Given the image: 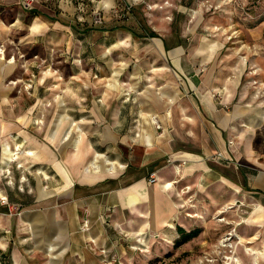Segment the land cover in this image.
<instances>
[{
    "label": "crops",
    "instance_id": "obj_1",
    "mask_svg": "<svg viewBox=\"0 0 264 264\" xmlns=\"http://www.w3.org/2000/svg\"><path fill=\"white\" fill-rule=\"evenodd\" d=\"M151 38L162 43L175 74L170 75V89L159 97L167 112L160 118L163 126L155 118L159 129L152 118L157 109L164 110L148 103L147 95L137 116L148 114L151 120H132L131 111L129 119L121 117L120 105H114L107 118L93 116L90 111L95 108H81L90 115L82 113L61 131L62 116L42 139L28 130L34 122L43 124V117L38 122L26 120V115L3 120L0 192L16 208L24 207V195L33 194L37 207L14 216L0 203V256H8L11 264H102L104 258L112 263L155 264L159 258L164 264H187L196 253H204L209 242L199 227L198 236L175 246L182 237L178 228L186 234L196 230L187 229L178 185L169 188L183 164L188 165V174L198 176L200 189L207 186L210 208L224 204L229 208L234 197L236 206L240 203L234 211L252 206L248 217L240 215L233 222L239 225L233 253L240 264H264V91L259 94L244 82L248 62L242 57L225 56L223 60L233 65L220 72L209 65L220 56H209L193 45L188 51L181 45L168 48L158 34ZM109 86L113 92L119 88ZM107 107L101 104L96 109L104 112ZM2 112L0 108V116ZM168 125L176 127L168 141L170 151L165 146L162 154L154 153V128H164L162 139ZM18 144L20 157L11 162L4 146L15 149ZM5 162H10L9 176L1 172ZM154 168L165 185L148 182ZM139 236L150 239L149 252L126 249V240ZM49 247L54 251L47 254Z\"/></svg>",
    "mask_w": 264,
    "mask_h": 264
},
{
    "label": "rangeland",
    "instance_id": "obj_2",
    "mask_svg": "<svg viewBox=\"0 0 264 264\" xmlns=\"http://www.w3.org/2000/svg\"><path fill=\"white\" fill-rule=\"evenodd\" d=\"M25 1L0 0V50L4 52L0 55L4 58L0 61V125L18 115L37 122L43 117V124L34 122L28 130L42 139L62 116L61 131L80 119L82 113L90 115L81 108H95L90 111L93 116L103 114L107 118L114 105L121 106V117L129 119L131 111L132 120H151L148 114L137 116L141 102L147 101L144 95L149 97L148 103H156L164 110L159 97L167 91L165 88L170 89V75L175 74L168 66V53L163 51L162 43L149 37L148 32L161 36L168 48L181 45L188 51L193 45L209 56H220L217 63L213 57L214 62L209 64L220 72L233 65L223 60L225 56L244 58L248 62L244 82H250L259 94L264 91V0H35L31 7ZM35 26L38 29L33 31ZM9 61L11 66L7 65ZM109 85L119 88L113 92ZM101 104H108L106 111H97ZM157 113L163 126L160 118L167 112L157 109ZM175 128L166 126L167 137L162 139L159 135L164 128H154V153L162 154L165 146V151H170L168 141ZM15 143L20 141L16 139ZM187 168L188 165L181 166L171 187L178 185L187 229L201 227L209 242L206 251L196 253L187 264H223L220 242L239 226L233 223L238 216L248 217L252 206L243 205L242 211H234L240 206H236L234 197L229 208L228 204L210 208L207 186L202 184L200 189L198 176L188 174ZM155 169L152 174H156ZM24 197V207H15L14 212L37 209L32 204L33 194ZM228 219L232 220L230 226L226 225ZM41 226L43 233L45 225ZM155 237L152 239H159ZM149 241L132 237L126 240L125 247L128 251L149 252ZM234 257L238 262L231 264H240L235 254ZM211 259L213 262H209ZM105 261L108 258L102 264ZM1 262L11 264L8 256H2ZM111 264L130 263L117 260ZM155 264L164 261L157 258Z\"/></svg>",
    "mask_w": 264,
    "mask_h": 264
},
{
    "label": "built area",
    "instance_id": "obj_3",
    "mask_svg": "<svg viewBox=\"0 0 264 264\" xmlns=\"http://www.w3.org/2000/svg\"><path fill=\"white\" fill-rule=\"evenodd\" d=\"M34 1L35 0H26L25 2H26L28 7H31V5L34 3ZM0 52L4 53L3 50H0ZM156 125H157V128L159 129L160 126L157 123H156ZM177 170H179V168H177ZM1 172L5 176H9L11 173V171L9 169H5L4 171H1ZM158 180L159 179H158L156 174H151L150 179H149V183L150 184H156L159 182ZM24 182H25V179L23 178L22 184L19 186L21 191H24V187H23ZM9 183H11V182L9 181ZM0 203H1V205L8 207V209L10 211V213H9L10 215H19L20 214V213L14 212V210L16 208L10 204L8 197L6 195H2L1 192H0ZM83 229L84 230L88 229V222H85ZM238 239H239L238 235L235 233V231H232V232L227 233L223 237V239L221 240L220 247L223 249L224 254H222L221 252H219V253L222 254L223 264H231L233 261L235 263H237L238 260L234 257L233 252H234L236 242L239 241ZM50 251L51 250L48 249L49 254H50ZM105 262H107L105 264H111L110 261H105ZM209 262H213V260L211 259V260H209Z\"/></svg>",
    "mask_w": 264,
    "mask_h": 264
},
{
    "label": "bare ground",
    "instance_id": "obj_4",
    "mask_svg": "<svg viewBox=\"0 0 264 264\" xmlns=\"http://www.w3.org/2000/svg\"><path fill=\"white\" fill-rule=\"evenodd\" d=\"M0 54H2V52H0ZM156 118V117H155ZM155 118L153 119V123L156 124L157 122L155 121ZM78 135V134H77ZM21 145H15V149H12L9 145H5L4 146V152H6L9 156H10V161L13 162V161H16L19 159L20 157V154H21ZM10 162H5L3 163V168L5 169H8V165H9ZM5 164V165H4ZM21 166V165H20ZM48 249H50V253L54 251V248L53 247H49ZM48 253V252H47Z\"/></svg>",
    "mask_w": 264,
    "mask_h": 264
},
{
    "label": "trees",
    "instance_id": "obj_5",
    "mask_svg": "<svg viewBox=\"0 0 264 264\" xmlns=\"http://www.w3.org/2000/svg\"><path fill=\"white\" fill-rule=\"evenodd\" d=\"M148 34L150 35V37H156L157 36V34L154 32H148ZM178 232L180 233V235L182 237L178 242H176L175 246H179V245L189 241L190 239H193L194 237L198 236V234L200 233V230L196 229L193 232L186 234L182 228H178Z\"/></svg>",
    "mask_w": 264,
    "mask_h": 264
}]
</instances>
